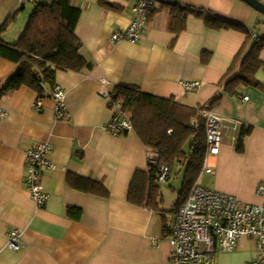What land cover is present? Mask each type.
Segmentation results:
<instances>
[{
	"label": "crops",
	"instance_id": "1",
	"mask_svg": "<svg viewBox=\"0 0 264 264\" xmlns=\"http://www.w3.org/2000/svg\"><path fill=\"white\" fill-rule=\"evenodd\" d=\"M104 1L113 7L107 8ZM36 2L52 0L25 4L0 0V26L11 14L25 13L17 28L12 24L1 34L4 43L19 40ZM71 3L81 9L75 31L82 54L93 67L57 69L54 85H46L42 96L26 85L0 94V110L6 113L0 117V264H173L170 228L172 214L185 198L181 191L186 166L175 165L167 180L176 176L182 183L171 208L165 205L162 186L156 208L128 201L135 172L148 169L151 152L135 130L117 135L106 129L114 110L100 94L101 79L109 81V91L128 84L189 106L207 104L221 93L213 109L224 118V138L220 153L210 158L214 173H200L202 184L242 202L259 203L256 186L264 180V91L239 85L230 95L221 83L247 34L234 28L213 29L204 17L186 15L184 8L239 22L253 38L264 37V15L243 0H169L151 10L139 41L112 42V34L133 19L132 0ZM260 57L264 60V48ZM18 70L17 62L0 55V90ZM256 78L264 82V67ZM183 81L199 82L200 87L187 91ZM55 86L66 93L67 116L62 120L55 115ZM40 142L52 145L49 157L56 166L42 177L49 196L43 207L31 198L25 182V154ZM70 175L101 182L110 196L76 189ZM12 228L23 231L21 250L7 246ZM256 256V242L246 236L233 251H219L216 264H246Z\"/></svg>",
	"mask_w": 264,
	"mask_h": 264
},
{
	"label": "trees",
	"instance_id": "2",
	"mask_svg": "<svg viewBox=\"0 0 264 264\" xmlns=\"http://www.w3.org/2000/svg\"><path fill=\"white\" fill-rule=\"evenodd\" d=\"M103 4L107 8L113 7L106 1ZM184 9L186 15L193 13L204 17L207 25L213 29L234 28L247 34L221 80L224 90L234 95L239 85H250L264 91V82L256 78L257 71L264 67V60L260 57L264 37L253 38L245 25L209 11L188 6ZM16 16V13L11 14L0 26V36ZM80 16L81 9L74 6L71 0L36 2L19 40L7 44L0 38V55L19 64V70L0 90V94L26 85L42 96L46 85H54L57 69L82 71L92 68L93 64L82 54V42L75 31ZM111 95L113 103H122V110L131 120L133 130L151 154L161 164L169 166V178L175 165L186 166L181 191L185 198L180 206L187 200L192 185L202 171L207 151L205 120L201 111L213 109L223 95L218 93L209 103L198 106L180 103L174 97L156 96L128 84L117 85ZM194 120H198V127L194 126ZM241 133L244 135L247 131ZM69 179L73 187L80 191L101 197L110 196L109 190L97 180L75 175H70ZM162 183L152 168L137 170L129 187L128 201L138 206L158 207Z\"/></svg>",
	"mask_w": 264,
	"mask_h": 264
},
{
	"label": "built area",
	"instance_id": "3",
	"mask_svg": "<svg viewBox=\"0 0 264 264\" xmlns=\"http://www.w3.org/2000/svg\"><path fill=\"white\" fill-rule=\"evenodd\" d=\"M33 0H19L25 4ZM133 19L124 29L116 30L112 42L139 41L148 27V16L159 2L169 0H132ZM109 81L101 79L100 94L107 98L114 110L111 121L106 129L120 135L133 130L129 117L122 110V103L114 102L111 91L107 88ZM182 86L187 91L200 87L199 82L183 81ZM65 90L55 86L52 98L55 101V115L58 120L67 116ZM245 99H248L246 96ZM38 100L36 108L41 107ZM6 113L0 110V117ZM205 120L207 151L205 154L202 173H214L210 158L220 153L224 138V118L214 109L205 108L201 111ZM193 124L198 127V120ZM52 145L40 142L29 149L26 154L27 173L26 186L31 198L43 207L48 199V193L42 181L43 174L48 169L56 168L49 155ZM148 167L152 168L160 183L167 181L170 168L161 164L153 154L149 156ZM202 175L192 185L187 200L172 214L170 240L172 244L171 260L173 264H216L219 251H233L241 238L252 237L256 242L257 256L246 264H264V180L259 181L256 193L259 203H245L235 195L207 188L202 184ZM22 234L20 228H12L8 233L7 246L13 250L22 249Z\"/></svg>",
	"mask_w": 264,
	"mask_h": 264
},
{
	"label": "rangeland",
	"instance_id": "4",
	"mask_svg": "<svg viewBox=\"0 0 264 264\" xmlns=\"http://www.w3.org/2000/svg\"><path fill=\"white\" fill-rule=\"evenodd\" d=\"M28 8H29L28 10L30 11L32 8L31 3H28ZM29 11H28V13H29ZM24 17H25L24 11L20 12V14H18L16 16V19L14 21H12L11 23H9V27L12 24H16V25H14L15 26L14 28H17V26L22 23ZM26 23H27V20H26L25 24ZM26 25H25V27H26ZM151 155L152 154H150L149 156H151ZM148 159H149V157H148ZM181 186H182L181 180L179 178H176V176L173 177L170 182L164 181L162 183V192H163L166 207L171 208L173 206L174 201L176 200V198L178 196V189H180Z\"/></svg>",
	"mask_w": 264,
	"mask_h": 264
},
{
	"label": "water",
	"instance_id": "5",
	"mask_svg": "<svg viewBox=\"0 0 264 264\" xmlns=\"http://www.w3.org/2000/svg\"><path fill=\"white\" fill-rule=\"evenodd\" d=\"M264 15V3L260 0H243Z\"/></svg>",
	"mask_w": 264,
	"mask_h": 264
}]
</instances>
